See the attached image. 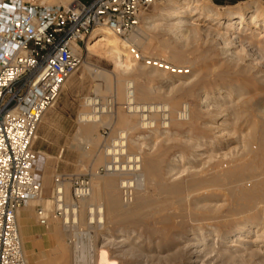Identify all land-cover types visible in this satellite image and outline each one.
I'll return each instance as SVG.
<instances>
[{
    "label": "bare ground",
    "instance_id": "obj_1",
    "mask_svg": "<svg viewBox=\"0 0 264 264\" xmlns=\"http://www.w3.org/2000/svg\"><path fill=\"white\" fill-rule=\"evenodd\" d=\"M30 1L41 6L71 3ZM259 1L221 15L211 0H161L147 24L161 21L159 26L177 40L184 32L191 36L199 32L195 23H208L215 35L212 38L223 42L222 54L230 62L237 54L232 48L243 39L234 37L237 32L247 25L264 28ZM87 47L91 54L114 61L115 75L107 76V81L125 112L121 109L113 114L109 104L87 99L79 117L83 139L90 143L89 137L105 125L108 114L115 115L122 129L102 150L96 147L85 155L93 168L103 166L105 177L96 171L98 181L91 183L88 197L62 220L66 233L69 225L93 226L94 232L72 228V254L67 255V246L60 242V255L42 264H264L262 103L247 96V88L234 81L225 97L222 92L215 96L213 90L205 91L206 73L216 71L209 66L196 69L193 76L176 67L177 72L167 73L137 66L129 44L106 28L95 31ZM172 56L180 60L184 52L176 50ZM152 82H158L161 89L150 88ZM155 98L161 102H154ZM229 116L242 120L245 130L235 136L233 124L237 122L229 124ZM229 129L234 130L233 136ZM129 191L134 197L125 203L124 194ZM38 202L51 208L43 197L32 201L20 212L19 224L22 212L32 211ZM57 228L53 224L49 231L59 241ZM105 255L108 261L101 262Z\"/></svg>",
    "mask_w": 264,
    "mask_h": 264
},
{
    "label": "built area",
    "instance_id": "obj_2",
    "mask_svg": "<svg viewBox=\"0 0 264 264\" xmlns=\"http://www.w3.org/2000/svg\"><path fill=\"white\" fill-rule=\"evenodd\" d=\"M157 1L71 0L67 6H41L30 0H0V264H29L19 214L43 195L44 163L34 145L43 118L81 67L83 48L101 28L120 38L135 33ZM129 48L137 63L178 71L145 58L131 44ZM69 184L72 204L66 197ZM90 190L88 178L57 175L53 210H37L39 225L64 220ZM133 197L132 191L126 192L125 203Z\"/></svg>",
    "mask_w": 264,
    "mask_h": 264
},
{
    "label": "rangeland",
    "instance_id": "obj_3",
    "mask_svg": "<svg viewBox=\"0 0 264 264\" xmlns=\"http://www.w3.org/2000/svg\"><path fill=\"white\" fill-rule=\"evenodd\" d=\"M211 1L213 2V6L219 7V14L225 15V10L234 11V8L236 6H241L244 3L250 1L258 2L259 0H219V4L215 3L214 0ZM259 2L260 3L257 10L264 12V0H260ZM155 14L156 12L153 6L143 15L141 25L137 29V31L129 35L127 38H121V40L124 42L126 41L129 45H133L145 58L163 61L171 64V66L173 67L181 68L184 71H191V73L186 76H193V72H197L199 68H202L203 70L207 66H209L212 70L216 71H211L212 73L209 71L210 73H206L207 77L205 86L206 89H204L205 91L210 90V92H212L213 90L214 93H212L215 96H219L221 92L223 94L226 93V95L230 94L228 86L229 84H234L232 83L234 81L237 85H244L247 88V96L253 95L254 97H256L257 100L260 101L259 103H262L260 104L259 109H264L263 27L259 29H253L250 25H247L245 26L244 30H241L242 32H237L238 34H236L234 37L240 36L243 39L240 40L239 44L236 43L235 47L232 48V52L235 54L237 53L234 60L232 58L230 62H227V57L223 56L222 54L224 44H222V41L212 38L215 37V35L210 24L195 23V28H198L199 31L197 32L198 34L196 33L194 36H191L190 34L187 35V33L185 34L184 32L179 37V39L176 40L174 39V36H171L168 31L159 26L162 23L161 21L153 24H147V18L154 16ZM154 24H157L158 26L155 27ZM137 33H139L140 35H137ZM184 36H187V38L185 39ZM189 36H191L193 39H191V37ZM186 40L188 41L186 42ZM176 50H181L184 52V57L182 59H173L172 55ZM235 63L237 64L235 65ZM141 65L142 64L137 63V66ZM228 65L230 66L228 67ZM141 67H144V65H142ZM218 68L220 70H217ZM98 71L99 73H97ZM100 74L102 75L101 77ZM113 75H115L114 61L110 58L99 57L91 54L88 51V47L86 46L85 48H83V61L81 67L63 88L61 96L56 105L51 110H49L43 118V121L37 133L34 150L37 153L41 154V161L44 163V185L42 197L45 201H50L51 199L54 179L57 175H65L68 178H88L90 179L92 184H95V182L98 181L94 178L96 171L100 173L101 178L105 177L103 166L98 165L93 168L91 160L88 158V156L85 155H89L90 152L96 147L102 150L105 145H108L112 139L117 137L119 130L122 129V127L118 125L117 121L114 120L115 115L112 116L114 114V111L118 112L119 110L123 109V112H125L124 104L118 102L117 95L113 90H111V85L107 81V76ZM229 80L231 83L229 82ZM149 86L153 89H161V86L158 82L149 83ZM226 95L224 94L223 97H225ZM89 98L100 100L102 105L109 104L110 108L113 109V114H108L106 115L107 117L104 116L105 125L99 127L89 137L90 143H87L83 139V126L79 122V117L80 114L85 111L86 100ZM155 100L156 101L154 102H161V100L157 98H155ZM188 100H186L187 103L193 105V101ZM230 102L234 105L236 103L235 97H232ZM230 117L231 116L226 117V119L228 118L227 120H229V124H233L234 121L237 122L233 124V129L236 130L234 134L243 132L246 126L243 123L242 125L240 124L242 120L236 121L233 117V119ZM220 121H222V119ZM234 130L229 129L227 130V132H229L233 136L232 132ZM130 132L131 131H129V134H133V131L131 133ZM205 136H211V134L205 133ZM232 136L230 138L231 142L234 139V137L232 138ZM232 146H235V144L233 143ZM67 187V201L69 200V202H71L72 188L70 184ZM45 203L46 202H44L43 204L40 202L36 203V217L37 210L39 208H44L49 213L52 212L53 208L51 202L47 204V207H51L50 209L45 208ZM78 206H80V203L78 204ZM53 224H56L58 227L57 229L59 230L60 234L59 241L55 240V247L52 250H49L37 257L25 251L29 264H42L51 260L54 262V259H56L58 255H60V242H62V245H65V247L67 246V251L65 250L66 254L71 255V251L73 250V248L71 247L74 246L75 241V239L72 238L74 229L79 232H94V229L92 228L93 226L80 227L79 225H75L74 228V226L72 225H67L69 229L66 230V233L65 227H63L62 219H52L48 227H52ZM105 256V258L102 257V259H100L101 262L108 261L107 255Z\"/></svg>",
    "mask_w": 264,
    "mask_h": 264
},
{
    "label": "crops",
    "instance_id": "obj_4",
    "mask_svg": "<svg viewBox=\"0 0 264 264\" xmlns=\"http://www.w3.org/2000/svg\"><path fill=\"white\" fill-rule=\"evenodd\" d=\"M35 209L36 207L32 211L22 212L20 230L25 251L37 257L52 250L56 242L50 234V227L39 225Z\"/></svg>",
    "mask_w": 264,
    "mask_h": 264
},
{
    "label": "trees",
    "instance_id": "obj_5",
    "mask_svg": "<svg viewBox=\"0 0 264 264\" xmlns=\"http://www.w3.org/2000/svg\"><path fill=\"white\" fill-rule=\"evenodd\" d=\"M214 2H215V3H217V4H219V3H220V1H219V0H214Z\"/></svg>",
    "mask_w": 264,
    "mask_h": 264
}]
</instances>
